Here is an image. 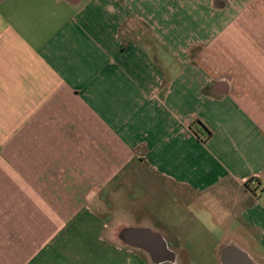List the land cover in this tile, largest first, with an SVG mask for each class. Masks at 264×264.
I'll use <instances>...</instances> for the list:
<instances>
[{"label":"crops","instance_id":"obj_1","mask_svg":"<svg viewBox=\"0 0 264 264\" xmlns=\"http://www.w3.org/2000/svg\"><path fill=\"white\" fill-rule=\"evenodd\" d=\"M150 188L208 219L118 232ZM181 254L264 264V0H0V264Z\"/></svg>","mask_w":264,"mask_h":264},{"label":"rangeland","instance_id":"obj_2","mask_svg":"<svg viewBox=\"0 0 264 264\" xmlns=\"http://www.w3.org/2000/svg\"><path fill=\"white\" fill-rule=\"evenodd\" d=\"M100 189V188H99ZM106 190H103V192H109L108 190L111 189V187H107ZM94 191V189H93ZM103 194V193H102ZM107 196V197H106ZM105 197V201L102 202L104 203L103 205L106 206L107 208L109 207V203L111 201H109L111 199V197H109V195H106ZM149 199L156 201V205H153V209H150L149 213H148V217H146L144 219V216H142V218H136V217H132L129 218L128 220H124L122 219H113L114 222L116 221H120V223L116 224V230L119 232V230L122 227H125L128 223H147L150 224L151 227L154 228H158L159 223H156V213H159L160 216H162V218H165L168 222H170L171 220H175V221H180L182 219L185 220H189L191 218H194L196 216H200V218L203 219H208V215L204 213V209H201V204L198 207H191L188 205V202L193 198H197L196 196H193L192 198L188 199L186 197V191L185 190H171V189H165V190H159V189H154V188H150V194L148 195ZM159 203V205H158ZM201 203V202H198ZM185 205L184 207H182V205ZM188 205V206H187ZM113 207L118 208V209H124L126 210V208L128 209H133V211L135 209H137V207H139V203H138V199L135 200V202H132L130 204V207L126 206L125 202L122 201H117V202H113ZM142 209H143V205L140 206V209H138L139 212H137L136 216H138V213H142ZM135 216V214H133ZM131 214V216H133ZM143 215V214H142ZM154 217V218H152ZM207 217V218H206ZM138 219V220H137ZM116 220V221H115ZM228 223H229V227L228 228V232L227 235L230 237H236L239 238L241 237V234H244L243 236H245L244 238H246V236L248 235L246 232V229L242 228H236L238 226V223H236V220L234 218H231V216H228ZM113 222V223H114ZM234 226V227H232ZM226 225H224L222 228H225ZM232 228V229H231ZM202 230H204L203 228L201 230H199L198 228H195L193 226H191L188 230V235L190 236V238L186 239L184 241V246H186V244L190 247V245H194L193 247L195 249H197L198 244H195V241L197 239L196 235H200L202 236ZM116 232V237H118V235L120 233ZM194 235V236H193ZM193 236V237H192ZM198 241V240H197ZM196 241V242H197ZM202 242V241H201ZM181 243V242H180ZM244 244V243H243ZM173 246L176 247L179 251H186L184 250L183 247L181 246H177L174 242H173ZM210 247L205 246V249H208ZM245 248L250 249L249 244L245 243ZM179 256V255H178ZM177 256L178 259H176L178 262V264H183V261L186 262H191V257L190 255H184L181 254L179 257ZM194 260H197L196 262H194V264H201L200 262V258L199 256L197 258H195ZM167 264H171V263H167Z\"/></svg>","mask_w":264,"mask_h":264},{"label":"water","instance_id":"obj_3","mask_svg":"<svg viewBox=\"0 0 264 264\" xmlns=\"http://www.w3.org/2000/svg\"><path fill=\"white\" fill-rule=\"evenodd\" d=\"M135 232V228H128V229H123L121 231V237L124 238V241L128 242V243H131V244H134V242L131 240L133 239V234ZM163 248H164V259H169V260H172L174 258V254L169 252V250H165L166 246L165 245H162ZM173 254V256H171ZM171 256V257H170Z\"/></svg>","mask_w":264,"mask_h":264},{"label":"trees","instance_id":"obj_4","mask_svg":"<svg viewBox=\"0 0 264 264\" xmlns=\"http://www.w3.org/2000/svg\"><path fill=\"white\" fill-rule=\"evenodd\" d=\"M197 123H199L203 127L204 133L206 132V135H205L206 139L209 138L211 135H213L212 131L209 130L205 125H203V123H201L200 121H197ZM191 127H193V126H191ZM196 135L199 137V132L197 130H196ZM203 141H205V140H203Z\"/></svg>","mask_w":264,"mask_h":264},{"label":"bare ground","instance_id":"obj_5","mask_svg":"<svg viewBox=\"0 0 264 264\" xmlns=\"http://www.w3.org/2000/svg\"><path fill=\"white\" fill-rule=\"evenodd\" d=\"M171 256H173V254H172ZM171 256H170V257H171Z\"/></svg>","mask_w":264,"mask_h":264}]
</instances>
